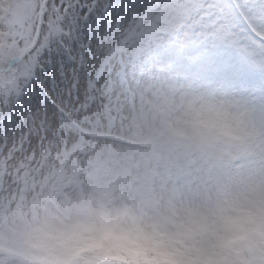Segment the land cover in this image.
<instances>
[{"label": "snow or ice", "instance_id": "6c2138e0", "mask_svg": "<svg viewBox=\"0 0 264 264\" xmlns=\"http://www.w3.org/2000/svg\"><path fill=\"white\" fill-rule=\"evenodd\" d=\"M154 72L264 99V0H0V167L75 144Z\"/></svg>", "mask_w": 264, "mask_h": 264}, {"label": "clouds", "instance_id": "9594fccd", "mask_svg": "<svg viewBox=\"0 0 264 264\" xmlns=\"http://www.w3.org/2000/svg\"><path fill=\"white\" fill-rule=\"evenodd\" d=\"M144 121L190 180L0 213V264H264V99L167 77Z\"/></svg>", "mask_w": 264, "mask_h": 264}, {"label": "rangeland", "instance_id": "374dc122", "mask_svg": "<svg viewBox=\"0 0 264 264\" xmlns=\"http://www.w3.org/2000/svg\"><path fill=\"white\" fill-rule=\"evenodd\" d=\"M186 79L190 80V78H187ZM54 148H58V147H54ZM59 152V150H58ZM82 157V151L81 149H76V151H74L73 154H67V155H64L62 156V160H64V162L68 163L69 165L72 166L73 169H77L78 167V159ZM83 159L85 161H88L89 158H88V155L87 156H83ZM21 160H17L15 161L14 163H20ZM22 162H25V163H32V164H37V165H40L42 167L45 168V170L49 169L50 166L52 165L53 163V157L52 156H48L47 160H41L40 156L37 155L35 157V159L33 160H27V159H23ZM81 167H85L84 164L81 165ZM3 167H0V169H2ZM14 173L9 177H6L4 178L5 179V185L3 186V183H2V180L0 181V213H3V214H7L8 213V210H9V206H10V200H11V193H12V190L15 186V183H16V179H15V172H16V169H14L13 171ZM36 175V173H35Z\"/></svg>", "mask_w": 264, "mask_h": 264}]
</instances>
